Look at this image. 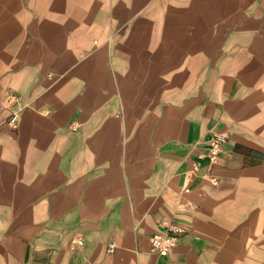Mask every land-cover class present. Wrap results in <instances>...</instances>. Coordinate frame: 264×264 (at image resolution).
<instances>
[{"label":"crops","instance_id":"0c3cea01","mask_svg":"<svg viewBox=\"0 0 264 264\" xmlns=\"http://www.w3.org/2000/svg\"><path fill=\"white\" fill-rule=\"evenodd\" d=\"M220 1L247 11L249 25L264 18V0ZM238 36L261 38L256 28ZM164 37L138 35L152 46L136 51L127 35L119 48L95 39L51 65L41 40L35 53L16 45L0 75V264H264V70L250 50L242 64L240 46L218 49L195 91H179L190 63L178 68L171 44L161 49L177 36ZM218 132L227 141L210 164ZM161 223L182 233L154 256Z\"/></svg>","mask_w":264,"mask_h":264},{"label":"rangeland","instance_id":"374dc122","mask_svg":"<svg viewBox=\"0 0 264 264\" xmlns=\"http://www.w3.org/2000/svg\"><path fill=\"white\" fill-rule=\"evenodd\" d=\"M243 13L247 11L232 10L220 0H0V75L12 69V51L20 44L28 45L29 51L35 53L40 49L38 43L41 40L51 65L54 57L72 60L79 50L95 39L102 47L119 48L126 43L122 39L127 35V44L136 51L142 46H152L148 41L139 42L138 35L160 33L163 39L174 33L177 41L161 42V49L166 51L171 44L178 68L184 67L185 62L190 63L191 72L176 74V84L179 91L193 87L194 92L202 76L199 70L205 61L211 63L221 59L204 58V55H212L218 49L237 50L240 46L247 54L235 58L234 62L242 64L249 62L247 51L250 50L257 55L258 71L264 70V18H255V23L249 25ZM254 28L261 35L258 40L234 41L242 37L238 35L248 34ZM186 35H192L195 40L184 41ZM204 35L209 41H196ZM218 38L222 40H216ZM186 53L192 56L186 58ZM224 60H231L233 64V59ZM164 65L161 64L162 70ZM250 76L255 77V74ZM256 77L260 78L257 83L259 93L264 96V74L260 72ZM48 79L54 82L59 78L51 75ZM9 98V95L5 98L6 105L12 103ZM245 189L249 190V187ZM257 190L264 193L262 186ZM242 195L248 196L249 192L242 190Z\"/></svg>","mask_w":264,"mask_h":264},{"label":"built area","instance_id":"2783aa9c","mask_svg":"<svg viewBox=\"0 0 264 264\" xmlns=\"http://www.w3.org/2000/svg\"><path fill=\"white\" fill-rule=\"evenodd\" d=\"M12 101V97L9 98V102ZM16 115L11 116L8 124L11 127L16 125ZM72 131H75L76 126L72 124L70 126ZM227 141V135L224 133H215L208 141V148L205 157L208 159L210 164H214L221 153L223 144ZM164 231L159 234L152 235L149 239V253L154 256H166L168 255L177 245L180 234L182 233V227L174 223H161ZM74 244L80 246L82 241L76 239ZM116 248L115 243H110L106 251L112 253Z\"/></svg>","mask_w":264,"mask_h":264}]
</instances>
